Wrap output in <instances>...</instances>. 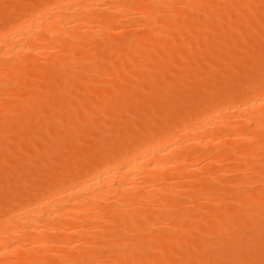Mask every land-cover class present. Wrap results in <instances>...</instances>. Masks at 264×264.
<instances>
[{
	"label": "rangeland",
	"instance_id": "374dc122",
	"mask_svg": "<svg viewBox=\"0 0 264 264\" xmlns=\"http://www.w3.org/2000/svg\"><path fill=\"white\" fill-rule=\"evenodd\" d=\"M55 1L59 0H0V33L8 30L7 28L11 25L17 26L28 16L35 15L36 11L42 7L51 9L48 12H55V15L66 12L65 8V11L62 10L63 8H58L61 6H57ZM129 1L97 0L96 4L90 7L91 9L83 12L84 17L80 14L81 20L78 21L76 18L79 15L71 17L78 22L82 21L84 25L81 22V25L78 22L79 25L75 23L71 28L72 30L76 26L77 28L72 36L70 35L72 33H69L70 36L67 39L63 35L65 39L62 40L64 31L59 32L60 35L56 33V37L59 35L63 44L60 43L61 46H58L59 43L56 45L58 40H54L55 44L52 43V46L56 45L60 48L49 47L51 45L44 40L45 45H49V48L47 46L45 48L42 40L44 46L42 48L45 50L39 53L41 56L25 51L27 53L21 52L19 56L17 55L18 57L15 56V59L12 56V60L9 58L11 56L7 58L4 56V60L0 59V220L10 212H21L27 207L26 205L44 200L49 196L48 193L50 195L55 193L53 191L55 188L58 191L72 185L71 182L76 184L80 179H84L82 177L86 178L88 173L90 175L91 171L94 173V168L101 169L103 164L107 166L108 161V165L114 164L112 162H116L115 159L119 158V154L122 155L125 150L127 155L134 154L132 153L134 150H140L139 146L143 147L164 134L170 133L169 136L172 134L179 138V147L182 146L179 148L181 150V152L179 150V157H187L189 160L185 162L187 164H184L186 168L182 166L185 169L182 168V170L179 167L180 170H175L178 165L173 168L174 160L169 161L170 158L166 157V160L170 162L169 166L172 167L168 166L164 168L165 170L159 168L160 173L156 171L165 178V180L160 178L161 186L166 187L168 184V187L174 191L169 190L166 193L171 195L162 194V197H159L161 204L163 201L166 204L161 207L167 210L163 211L165 209L158 206L159 202L155 198L153 202L147 198L143 203L145 204L147 200L151 202H147V208L141 204L142 207L133 208L132 213L128 211L129 206L128 214L132 216L135 213L132 217L137 218L140 214L139 226L133 225V223L138 224L137 221L129 222L127 212L120 211L125 214L123 216L126 218L124 217L125 220H123L129 222L126 229L121 225L123 223L118 225L122 214L119 213V218L116 216L118 222L117 219H113L115 214L111 216L112 205L116 202L112 201L114 203L111 205L110 202L107 203L109 200H104L107 201L104 203L108 204L106 208L104 203L99 201V217H102L100 219L104 223L107 222L106 225L104 223L102 225L98 223L99 226L93 225L95 222L91 223L92 225L87 224L89 220L97 222L99 218L89 217L86 215V213L89 214L88 212L75 213L76 216L66 215L67 219L64 215L61 218L65 217L63 220L66 223L69 222L68 225L64 224L62 219H59L57 223L62 222L63 225H61L66 226L67 231L65 229L61 231L63 227L59 228L56 221H54L55 224L47 222L48 227L44 224L48 231L53 230V234L49 232L50 236L46 237L49 241L51 240L50 242L64 240L62 242L65 246L56 247L58 252L53 247H49V244L48 247H46L47 244L43 247L41 243L39 244L42 246L37 243L38 247L36 243L31 244L33 246H31V252L27 250L31 248L29 239L28 241L25 239V242L29 243L26 245L30 248L15 249L16 251L11 253L13 258L11 260L19 261L26 256L25 258H32L29 261L22 259L24 264H132V262L133 264H152V262L153 264H241V262L260 264V261L264 260V132L262 135L249 131L250 134L256 135L255 138L251 139L250 134L244 135L247 139L243 135L237 138L235 133L238 131L245 133L250 128L252 120L249 118H252V115L233 110L243 100L247 101V98L250 100L252 96L264 95L262 93L264 90L260 91L262 94L257 90L264 89V0H161V3H158V0L157 3L151 0L155 3H150L151 5L146 4L147 0L144 3H142L143 0H139L142 6L139 3L133 6L134 2L131 0L129 3ZM129 4L132 6L127 8ZM145 4L149 10H146L144 14L139 7L144 8ZM122 5L127 7L125 6L123 10ZM111 6L112 8L117 6L122 10L113 12ZM147 12L152 15L156 12V18L155 16L150 18ZM105 16L113 18L110 21L101 22L100 19ZM62 17L57 18L63 21ZM14 29L12 27V30ZM154 31L160 34L154 35ZM226 34L227 37H225ZM39 42L37 41L38 44ZM214 44L216 47L213 48ZM3 45L4 43L0 44V46ZM52 51L58 55L54 53L53 57ZM141 82L144 83L141 85ZM255 92L256 95L253 94ZM250 94L251 97H249ZM226 108L233 112L226 116L221 126L212 127L204 138L192 140L186 136L185 131L182 133L181 124L188 125L191 121H194L191 124L195 123L196 119L200 120L212 110ZM225 136L231 137L228 141L226 140L227 142H219ZM207 139L212 141L203 144V140ZM253 140L259 145H256L257 143L255 144ZM251 145H254L253 152L249 149V147L252 148ZM257 146L259 149L256 148ZM191 150L194 154H191ZM220 150L223 151L220 153ZM217 152L218 154H215ZM127 155L120 157L121 160ZM150 155L151 157L146 156L147 161L155 157L160 159L162 153ZM155 159L151 163H154ZM188 164L189 166H186ZM105 167L103 165V169ZM152 171L155 172V169L150 171V175ZM146 174L149 173L146 172ZM146 174L142 173L145 177ZM153 176L156 177V174ZM166 178L173 180L175 187L173 184L170 185V180ZM144 179L147 178L143 177L140 181ZM145 180L143 183H147L148 180ZM157 180L159 181L155 178L156 182ZM164 183L167 184L164 185ZM156 184L155 187H161L160 184L159 186L158 183ZM139 185L141 188L142 184ZM142 187L146 188V184ZM133 199H136L135 196ZM167 199L169 204L166 202ZM132 205L130 209L136 206ZM102 206L106 211L104 209L101 212ZM161 209L163 210L160 211ZM168 210L172 211L171 214L173 213L170 220L167 219ZM83 213L89 217L86 222L87 229L84 228L85 224L81 225L82 222L77 221L78 217L84 215ZM174 215L176 218L173 220ZM153 216H156L158 220ZM95 217L97 219H94ZM83 218L80 219L84 220ZM105 218H107L106 221H104ZM130 225L137 228L133 230L137 234L128 229ZM80 227L84 228V232L89 231V233H83V228L79 232ZM44 230L41 232L47 235L48 231ZM30 231L26 232L31 233L30 235L33 232V235L36 234L35 231ZM26 234L23 236L29 238V234ZM20 239L24 242V237L21 236ZM21 250L31 252L32 256L28 257L30 253L23 252V254ZM53 251L56 254L60 252L58 255L60 257L56 259L57 255L53 256L55 254ZM48 252L53 255H47ZM78 252L79 255H77ZM33 253L37 254H34L36 258L33 257ZM61 254L67 257L61 258ZM17 262L16 264H22Z\"/></svg>",
	"mask_w": 264,
	"mask_h": 264
},
{
	"label": "bare ground",
	"instance_id": "6f19581e",
	"mask_svg": "<svg viewBox=\"0 0 264 264\" xmlns=\"http://www.w3.org/2000/svg\"><path fill=\"white\" fill-rule=\"evenodd\" d=\"M49 1V0H48ZM105 1V0H104ZM131 1V0H130ZM130 1H129V3H130ZM138 2H136V0H132L131 2H134L133 3V6L137 3H139L140 4V6H142L141 5V1H139V0H137ZM144 1L145 0H143V2L142 3H144ZM157 0H155V3H161L162 1L161 0H158L157 2H156ZM169 1V0H168ZM227 1V0H226ZM96 2H97V0H84L83 2H81L80 0H59L58 2L57 1H55L54 3H56L57 4V6H61V7H58V8H63L62 10H64V8H65V10H66V12H63V13H61V14H59L61 17H62V20L63 21H61V19H59V18H57V17H60L59 15H55L56 13L55 12H48V8H41L40 10H38V11H36V13H35V15L33 16V15H31V16H28V18L27 19H25L24 21H21L17 26H16V24H14V25H11L10 27H8L7 29L8 30H4L2 33H0L1 35H0V44L1 43H4V45L3 46H0V59L1 60H4V56H6V58L8 57V56H11V57H9V58H11L10 60H12V56H14V59H15V56H19V53H21V52H25V51H31L32 53L34 52V54H38L39 55V53H41L42 52V50H45V48H46V46L48 47L49 45H45V41H46V43L47 44H50L51 46H49V47H53V48H56V47H58L59 45L61 46V44H63V41L61 42V40H60V33L59 32H62V31H64V34H62V40L63 39H65V37H66V39L71 35H73V31L77 28V26H76V28L74 29V30H72V26L75 24V23H77L79 20H81L80 19V16L82 15L83 17H84V14L85 13H83V12H85V11H87V9H89L91 6L93 7V5L94 4H96ZM147 3V5L149 4V5H151L150 3H153V2H151V0H147L146 1ZM149 2V3H148ZM73 3H74V5H73ZM99 3V2H98ZM155 3H153V4H155ZM220 3V2H219ZM230 3H232V2H230ZM45 4V3H44ZM48 5H49V3H47ZM46 4V5H47ZM63 4H65V6L63 5ZM146 4L143 6L144 8H145V10H144V8H142V7H139V9L140 10H143L142 12L145 14V11L146 10H149L148 9V7L146 6ZM63 5V6H62ZM115 5V4H114ZM131 4H129V5H127V6H129V7H127L126 5V7L127 8H130L131 6H130ZM232 5H233V3H232ZM249 5V4H248ZM42 6V5H41ZM117 6H118V4H117ZM117 6H115L116 8H117ZM125 6L124 5H122L121 7H123V10H124V8H125ZM168 6V5H167ZM51 7V6H50ZM52 7H54V6H52ZM114 6H113V8H112V6H111V8H112V11L114 12H116L117 10H122V8H117V9H114L115 8ZM169 7V6H168ZM175 7V6H174ZM173 7V8H174ZM217 7V6H216ZM215 7V8H216ZM241 7V6H240ZM244 7V6H243ZM163 8V7H162ZM214 8V9H215ZM91 9V8H90ZM132 9V8H131ZM167 9V8H166ZM241 9V8H240ZM51 10V9H50ZM49 10V11H50ZM56 10V9H55ZM64 10V11H65ZM211 10V9H210ZM54 11V10H53ZM56 11H58V10H56ZM112 11H110V13H112ZM127 11V10H126ZM248 11V10H247ZM38 12V13H37ZM118 12V11H117ZM148 12H150V11H148ZM147 12V13H148ZM143 13H141V14H143ZM153 13V12H152ZM158 13V12H157ZM175 13V12H174ZM226 13H228V12H226ZM77 14V15H76ZM81 14V15H80ZM97 14V13H96ZM115 14H117V13H115ZM121 15L123 14V13H120ZM119 14V15H120ZM148 14H150V15H148L150 18H152V17H154L155 16V18H156V12H154V14L155 15H152L151 13H148ZM219 14V13H218ZM247 14V13H246ZM78 16L79 15V17H76V18H78L77 20H73L72 18H73V16ZM111 15V14H110ZM119 15H118V17H119ZM103 16H104V14H103ZM112 16V15H111ZM110 16V17H111ZM144 17H145V15H143ZM147 16V15H146ZM146 17L147 19H149V17ZM152 16V17H151ZM167 16V15H166ZM72 17V18H71ZM83 17H81L82 18V20H83ZM110 17H108V16H105L103 19H100V21L102 22V21H110V20H112V18H110ZM75 18V19H76ZM115 18V17H114ZM166 18V17H165ZM207 18V17H206ZM11 19V18H10ZM12 19H13V17H12ZM74 21H72V20ZM14 20V19H13ZM96 20H99V19H97L96 18ZM145 20V19H144ZM169 20V19H168ZM84 21V20H83ZM172 21V20H171ZM171 21H170V23H171ZM208 21V20H207ZM81 23H82V21H80ZM80 22H78L79 24H80ZM113 22H115L114 20H113ZM112 22V24H116V23H113ZM117 22V21H116ZM13 23V22H12ZM77 23V25H79ZM105 23V22H104ZM107 23V22H106ZM105 23V24H106ZM83 24V23H82ZM154 24V23H153ZM212 23H210V25H211ZM81 25V24H80ZM84 25V24H83ZM209 25V24H208ZM222 25V24H221ZM14 26H16L15 27V29H14ZM12 27H13V29L15 30H12ZM79 27V26H78ZM119 27V26H118ZM148 27H149V25H148ZM208 27H210V26H208ZM216 27V26H215ZM71 28V29H70ZM85 28V27H84ZM114 28V27H113ZM177 28V27H176ZM179 28V27H178ZM186 28V27H185ZM188 28V27H187ZM190 28V27H189ZM220 28V27H219ZM222 28V27H221ZM224 28H226V27H224ZM239 28V27H238ZM70 29V30H69ZM151 29H152V27H151ZM242 29V28H241ZM12 30V31H11ZM69 30V31H68ZM72 30V32H70ZM85 30V29H84ZM84 30H82V31H84ZM188 30V29H187ZM198 30V29H197ZM224 30V29H223ZM233 30V29H232ZM232 30H231V32H232ZM58 31V32H57ZM157 31H159V30H157ZM215 31V30H214ZM225 31V30H224ZM227 31V30H226ZM229 31V30H228ZM260 31V30H259ZM44 33V34H41V33ZM55 32V33H54ZM196 32V31H195ZM205 32V31H204ZM230 32V33H231ZM15 33H16V35H15ZM54 33V34H53ZM59 34V35H57V37H56V35L55 34ZM67 33V35H65ZM69 33H72V34H70L69 35ZM77 33V32H76ZM76 33L74 34L75 35V37L77 36L76 35ZM81 33V32H80ZM154 33V35H157V34H160V33H158V32H156V31H154L153 32ZM157 33V34H156ZM177 33V32H176ZM208 34H209V32H207ZM83 34V33H82ZM85 34V33H84ZM162 34V33H161ZM187 34V33H186ZM206 34V33H205ZM207 34V35H208ZM212 34V33H211ZM43 35V36H42ZM54 35V36H53ZM65 37H64V36ZM143 35V34H142ZM153 35V36H154ZM168 35V34H167ZM185 35V34H184ZM221 35V34H220ZM235 35V34H234ZM91 36V35H90ZM135 36V35H134ZM153 36H151V37H153ZM223 36V35H222ZM228 35L226 34L225 35V37H227ZM54 37H56V38H54ZM140 37V36H139ZM157 37V36H156ZM59 38V39H58ZM116 38V37H115ZM142 38V37H141ZM184 38V37H183ZM235 38V37H234ZM89 39V38H88ZM134 39H135V37H134ZM154 39V38H153ZM175 39V38H174ZM188 39V38H187ZM223 39H224V37H223ZM226 39V38H225ZM44 41V44H43V41ZM56 41V40H58V41H56V45H57V43H59L58 44V46H56V45H53L52 46V43L53 44H55L53 41ZM130 40H132V39H130ZM139 40V39H138ZM230 40V39H229ZM37 41L39 42V44L37 43ZM227 41H228V39H227ZM101 42V41H100ZM224 42V41H223ZM232 42V41H231ZM61 43V44H60ZM151 43H152V41H151ZM157 43V42H156ZM38 44V45H37ZM45 45V48H42V47H44L43 45ZM166 44V43H165ZM176 44V43H175ZM175 44H173L174 45V47H175ZM217 44V43H216ZM216 44H214V46H213V48L214 47H216L215 45ZM222 44V43H221ZM170 45V44H169ZM200 45H202V44H200ZM229 45V44H228ZM56 46V47H55ZM177 46V45H176ZM48 47V48H49ZM170 47V46H169ZM171 47H173V46H171ZM206 47V46H205ZM218 47V46H217ZM58 48H60V47H58ZM51 49V48H50ZM72 49V48H71ZM135 49V48H134ZM207 49V48H206ZM216 49V48H215ZM55 50V49H54ZM60 50V49H59ZM98 50V49H97ZM151 50V49H150ZM50 51V50H49ZM56 51V50H55ZM64 51V50H63ZM73 51V50H72ZM46 52V51H45ZM48 52V51H47ZM68 52V51H67ZM25 53H27V52H25ZM54 53H56V52H53L52 51V56L54 57L55 56V54ZM58 53H59V51H58ZM49 54H51V53H49ZM24 55V54H23ZM48 55V54H47ZM56 55H58L57 53H56ZM17 56V57H18ZM39 56H41V55H39ZM137 56V55H136ZM8 58V59H9ZM23 58V57H22ZM21 58V59H22ZM56 58V57H55ZM66 58V57H65ZM64 58V59H65ZM13 59V60H14ZM9 60V61H10ZM66 60V59H65ZM19 61V60H18ZM63 61V60H62ZM62 61H61V63H62ZM1 62V61H0ZM4 62V61H3ZM5 62H6V60H5ZM263 62V61H262ZM1 64V63H0ZM11 64H13V63H11ZM93 64V63H92ZM3 65V64H2ZM62 65V64H61ZM61 65H60V67H61ZM56 66V65H55ZM92 66V65H91ZM262 66V65H261ZM57 67V66H56ZM161 67H162V65H161ZM2 68V67H1ZM88 68V67H87ZM9 69V68H8ZM5 71V70H4ZM254 71V70H253ZM34 72V71H33ZM74 73V72H73ZM72 73V74H73ZM154 73V72H153ZM158 73V72H157ZM7 74V73H6ZM64 74V73H63ZM3 75V74H2ZM9 75V74H8ZM58 75V74H57ZM66 75V74H65ZM6 76V75H5ZM11 76V75H10ZM254 76V75H253ZM2 77H4V76H2ZM161 78V77H160ZM258 78V77H257ZM5 79V78H4ZM259 79V78H258ZM257 79V80H258ZM264 79V78H263ZM6 80V79H5ZM152 80H153V78H152ZM158 80V79H157ZM254 80V79H253ZM67 81V80H66ZM148 81V80H147ZM146 81V82H147ZM262 81V80H261ZM79 82V81H78ZM150 82V81H149ZM159 82V81H158ZM157 82V83H158ZM245 82V81H244ZM251 82V81H250ZM263 82V81H262ZM261 82V83H262ZM57 83V82H56ZM142 83H144V82H141V85H142ZM165 83V82H164ZM58 84V83H57ZM222 84V83H221ZM260 84V83H259ZM15 85V84H14ZM146 85V84H145ZM254 85V84H253ZM252 85V86H253ZM170 86V85H169ZM256 86V85H255ZM261 86V85H260ZM167 87V86H166ZM215 87V86H214ZM64 88V87H63ZM152 88V87H151ZM162 88V87H161ZM244 88V87H243ZM251 88V87H250ZM249 88V89H250ZM56 90V89H55ZM65 90H66V88H65ZM136 90H138L137 88H136ZM136 90H134V91H136ZM158 90V89H157ZM237 90H239V89H237ZM236 90V91H237ZM245 90V89H244ZM252 90V89H251ZM250 90V91H251ZM259 92L260 91H263L264 89L262 88H260V89H257ZM256 90V91H257ZM130 91H131V89H130ZM204 91V90H203ZM39 92V91H38ZM120 92V91H119ZM122 92V91H121ZM169 92V91H168ZM214 92V91H213ZM259 92H257V94L259 93ZM60 93V92H59ZM262 93H264V92H262ZM261 92H260V94H262ZM58 94V93H57ZM120 94V93H119ZM118 94V95H119ZM136 94V93H135ZM234 94V93H233ZM254 95H256V92L255 93H253ZM252 94V95H253ZM112 95V94H111ZM111 95H109V96H111ZM117 96V95H116ZM214 96V95H213ZM212 96V97H213ZM225 96V95H224ZM232 96V95H231ZM240 96H241V94H240ZM115 97V96H114ZM210 97V96H209ZM216 97V96H215ZM249 97H251V94L249 95ZM2 98V97H1ZM167 98V97H166ZM225 98H227V97H225ZM160 99V98H159ZM211 99V98H210ZM246 99V98H245ZM248 99V100H247ZM246 100L247 101H245V100H243L244 101V103H243V101H242V103L239 105L238 104V107L236 106V108L233 110V111H238L239 113H241V114H251L252 115V118H249V119H251L252 120V122H251V126H252V129H251V126L249 125V127L250 128H248L247 129V131H245V133H242V132H239L238 131V133H235V135L237 134V138H238V136L240 137L241 135H247V134H250L249 133V131H252L254 134L256 133V134H262L263 135V133L262 132H264V95L262 96V95H257V96H252V98L249 100V98H247ZM39 100V99H38ZM241 100V99H240ZM108 101V100H107ZM75 102V101H74ZM209 102V101H208ZM68 103V102H67ZM116 103V102H115ZM201 103H203V102H201ZM126 104V103H125ZM127 105V104H126ZM113 106H114V104H113ZM76 107V106H75ZM92 107H94V106H92ZM227 107V106H226ZM229 107H231V106H229ZM203 108V107H202ZM201 108V109H202ZM95 109V108H94ZM71 110V109H70ZM69 110V111H70ZM79 110V109H78ZM184 110V109H183ZM182 110V111H183ZM213 111V112H212ZM210 113H207L206 114V116H204V117H202L200 120L199 119H196V121L197 120H199V121H195V123H192L191 124V122H194V121H191L188 125H184V123L183 124H181L180 126L182 127H180L183 131H182V133L184 132V133H186V136H188L189 137V139H198V138H204L205 137V135H207L206 133L212 128V127H214V128H216V127H219V126H221L223 123H224V119L226 118V116L228 115V114H230L231 112H233V111H231L229 108H226V109H216V111H214V110H212ZM64 112V111H63ZM77 112V111H76ZM196 112V111H195ZM194 112V113H195ZM199 112H201V110L199 109ZM56 113V112H55ZM62 113V112H61ZM72 113V112H71ZM78 113V112H77ZM152 113V112H151ZM73 114V113H72ZM64 115V114H63ZM180 115V114H179ZM186 115V114H185ZM194 115V114H193ZM46 116H47V114H46ZM49 116V115H48ZM72 116V115H71ZM187 117V116H186ZM188 117H190V116H188ZM51 118V117H50ZM57 118V117H56ZM77 118H78V116H77ZM147 118H148V116H147ZM146 118V119H147ZM159 118V117H158ZM169 118V117H168ZM177 118V117H176ZM193 118V117H192ZM52 119V118H51ZM50 119V120H51ZM61 119V118H60ZM59 119V120H60ZM189 119V118H188ZM191 119V118H190ZM39 120H42V119H39ZM148 120V119H147ZM150 120V119H149ZM172 120H174V119H172ZM180 119H178V121H179ZM53 121V120H52ZM76 121V120H75ZM190 121V120H189ZM5 122V121H4ZM34 122V121H33ZM147 122H150V121H147ZM68 123H70V122H68ZM151 123V122H150ZM165 123V122H164ZM177 123V122H176ZM253 123V124H252ZM38 124V123H37ZM36 124V125H37ZM45 124V123H44ZM43 124V126H45ZM76 124H78V123H76ZM81 124V123H80ZM154 124V123H153ZM152 124V126H154ZM161 124V123H160ZM178 124H180L179 122H178ZM249 124V123H248ZM30 125V124H29ZM48 125V124H47ZM175 125V124H174ZM73 126V125H72ZM17 127H19V126H17ZM16 127V128H17ZM20 127H21V124H20ZM24 127V126H23ZM76 128V127H75ZM27 129V128H26ZM159 129V128H158ZM163 129V128H162ZM170 129V128H169ZM180 129V130H181ZM249 129H251V130H249ZM25 130V129H24ZM29 130V129H28ZM31 130V129H30ZM62 130V129H61ZM161 130V129H160ZM171 130V129H170ZM162 131V130H161ZM164 131V130H163ZM76 132V131H75ZM160 132V131H159ZM181 132V131H180ZM179 132V133H180ZM244 132V131H243ZM161 133H163V132H161ZM166 133V132H165ZM170 134V133H169ZM169 134H164V136H162V137H158L159 139H157V140H159V141H157L156 139V141H151V143H154V142H156L155 144H151V143H149V144H147V145H143V147L142 146H139V148L138 149H140V150H134L132 153H134V154H130V155H127L128 153L127 152H123L122 153V155H120L119 154V158L121 157L122 158V156L124 155V156H126L127 155V157H125V159H122L121 160V158L119 159V158H117V159H115L116 160V162H112V163H114V164H112V165H108V163H109V161H108V163H107V166H106V164H103L104 165V169H103V165H102V170L100 169V168H98L97 169V167H96V169L94 168L93 170H94V173L95 172H97V173H93L92 171H91V173H90V175H88L87 174V177L85 178V176L84 177H82V178H84V179H80V181L79 182H76V184H73L72 182L70 183V184H72V185H70L69 183V185L70 186H68V184H67V186L68 187H64L63 189L61 188L60 190H58V191H56L57 189L55 188V190H53V191H55V193L53 192V193H51V195H50V193H48V192H51V191H48L47 193L49 194V196H47L44 200H41V201H35V203H31L29 206L28 205H26L27 207L23 210V211H21V212H16V213H14V212H10V213H8L7 215H6V217H3L1 220H0V264H11L13 261H14V263L16 264V262L18 261H15V260H11V259H13V258H11L12 256H11V253L12 252H15L16 250L15 249H17V248H22V250H23V248L25 247H27V248H30L32 245L31 244H33V243H36V246L39 244V243H41V244H43V247H45L44 245H46L47 244V246L46 247H48V244L50 245L49 247H53V249H55L56 250V247H62L65 243L64 242H62V241H64V240H57L58 242H50L46 237H49L50 236V234L48 235V233L50 232H52L51 233V235L53 234V230L52 231H48L47 230V228H45L44 227V224H46L47 225V222H49V223H52V222H54V221H56V223H57V221L60 219H62V222H64V224L66 223V221L65 220H63V219H65V217H66V215H70V214H74V215H70V216H76L75 215V213L76 214H78V213H82V212H88L89 214H87L86 213V215H88L89 217H93V216H97V217H99V212L98 211H100V203H98L99 201H101L102 203H104L105 201L104 200H109L107 203H111V205L114 203V202H116V203H114V205H112V207H113V213H112V215L111 216H113V214H115V216L113 217V219H117V222H118V218H119V213H120V211L121 212H124V213H126L127 215H128V217L127 218H129L128 220H129V222L130 223H133V222H136V223H138V217L140 216V214H138L139 216L136 218V217H132L135 213H133L132 214V216L130 215V214H128V211H131V213H132V211L134 210V209H136V207L137 208H139L140 206H141V204L142 205H144V206H146V204L148 205V203H151V202H153V200H155L156 199V201L157 202H159V204H158V206L159 207H161L162 205H166L165 204V202L163 201L162 203L163 204H161V197H162V194L164 195V194H169V193H166V192H169V190H171V192L173 191V189H171L170 187H168V184H167V186L165 187L164 185H166L165 183H164V187H162L161 185L162 184H160V178H161V180H165V178L164 177H161L160 176V172H161V170L159 171V168L161 169V168H163V170H165L164 168H168V166L170 165L169 163V161L171 160V159H173L174 160V163H175V165L173 164V162H171V164H173L172 166H173V168H175V166L176 165H178V166H176V168H175V170H180V169H182L183 167L182 166H184V164H187V163H185L187 160H189L187 157H179V155H180V152H181V150L179 149V148H182V146L181 147H179V138H178V136L177 135H180V134H175L176 136H177V138L175 137V136H172V134L169 136ZM254 134H250L251 136H249L251 139H252V137H254V136H256V135H254ZM13 135V134H12ZM160 135V134H159ZM158 135V136H159ZM163 135V134H162ZM174 135V134H173ZM229 135V134H228ZM231 135V134H230ZM234 136V135H233ZM229 137H231V136H225L224 138H222L221 140H219V142H222V143H224L226 140L228 141L230 138ZM245 137V136H244ZM248 137V136H247ZM257 137H260L259 135H257ZM229 138V139H228ZM242 138V137H241ZM246 138V137H245ZM255 138V137H254ZM109 139V138H108ZM219 139H220V136H219ZM247 139V138H246ZM112 141V140H111ZM204 142H203V144L204 143H206V142H211L212 140L211 139H207L206 141L205 140H203ZM215 140H214V138H213V142H214ZM226 141V142H227ZM257 141V140H256ZM253 142H254V140H253ZM198 143V145H200V141H198L197 142ZM217 143V142H216ZM252 143V142H251ZM255 143V142H254ZM257 143V144H256ZM255 144L256 145H259L258 144V142H256ZM182 144V143H181ZM101 145V144H100ZM252 146V148H250L249 147V149H251L250 151L251 152H253L252 151V149H254V145H251ZM260 146H262V145H260ZM143 148V149H141V148ZM145 148V149H144ZM256 148H258V146L256 147ZM262 148V147H261ZM242 149V148H241ZM259 149V148H258ZM178 150V151H177ZM179 150H180V152H179ZM188 150V149H187ZM224 150V149H223ZM223 150H220L219 152L221 153ZM244 150V149H243ZM257 150V149H256ZM136 151V152H135ZM177 151V152H176ZM183 151V150H182ZM192 151V153L191 154H194L193 153V150H191ZM196 151V150H195ZM249 150H247V152H250ZM199 152H201V151H199ZM198 152V153H199ZM214 152V151H213ZM246 152V153H247ZM121 153V152H120ZM126 153V154H125ZM151 153H162V156H161V158L160 159H155V162L153 163H151V161H154V159L152 160V158L149 160L148 159V161L150 162V163H147L148 161L145 159L146 158V156H150L151 157ZM168 153H174V154H176L175 155V157L173 156L174 154H171L172 155V157H170L171 155L170 154H168ZM179 153V154H178ZM189 153V152H188ZM196 153V152H195ZM198 153H196V154H198ZM164 154H166V156H164ZM168 154V155H167ZM183 154V153H182ZM214 154V153H213ZM215 154H218V152L217 153H215ZM109 155V154H108ZM153 155V154H152ZM186 155V154H185ZM189 154H187L186 156H188ZM220 155V154H219ZM169 156V157H168ZM184 156V155H183ZM192 156V155H191ZM212 156V155H211ZM218 156V155H217ZM117 157H118V155H117ZM169 159V161L168 160H166L167 158ZM175 159H174V158ZM209 157V156H208ZM100 158V157H99ZM103 158H104V156H103ZM187 158V159H186ZM205 158H206V156H205ZM215 158V157H214ZM143 159V160H142ZM145 159V160H144ZM96 160V159H95ZM94 160V161H95ZM212 159H210V161H211ZM97 161V160H96ZM102 161V160H101ZM100 161V162H101ZM118 161V162H117ZM145 161H147V162H145ZM189 163H190V161H188ZM215 162V161H214ZM93 164V163H92ZM99 164V163H98ZM211 164V163H210ZM89 165V164H88ZM91 165V164H90ZM192 165V164H191ZM172 166H169L170 168L172 167ZM186 166H189V164L188 165H186ZM81 167H83V166H81ZM179 167H181L180 169H178ZM185 167V166H184ZM220 167V166H219ZM88 168V167H87ZM87 168H83V169H86V170H88ZM158 168V169H157ZM186 168V167H185ZM185 168H183V169H185ZM100 169V170H99ZM152 169H155V172L154 171H152L153 172V174H152V172H151V175L153 176V175H155L156 174V177L155 176H153L154 177V180H153V177L150 175V171L152 170ZM182 169V170H183ZM72 170V169H71ZM89 170H92V168H89ZM150 170V171H149ZM141 171H143V172H141ZM144 171H146L147 173H149L148 175L146 174V172H144ZM159 172V173H157V172ZM71 172V171H70ZM81 172V171H80ZM83 172V171H82ZM81 172V173H82ZM140 172V173H139ZM166 172V171H165ZM68 173H69V171H68ZM67 173V174H68ZM72 173H73V171H72ZM71 173V174H72ZM142 173H144V175L146 174L147 176L145 177L144 175H142ZM138 174H139V176H138ZM144 177V178H147L145 181H147V183H145L146 184V188L148 187H150V189H147L146 190V188L145 187H142V186H145V184L143 183V181L144 180H142V182L140 181V179L142 178L143 179V177L141 176V175ZM157 174H159V176L157 175ZM162 174V173H161ZM219 174V173H218ZM221 174V173H220ZM219 174V175H220ZM180 175V174H179ZM218 175V176H219ZM71 176V175H70ZM74 176V175H73ZM72 176V177H73ZM140 176H141V178H140ZM151 176V177H150ZM216 176V175H215ZM68 177V176H67ZM155 178L156 179H159V181L158 182H156L155 181ZM169 178H171L172 179V177H169ZM169 178H166L167 180H170ZM189 178V177H188ZM215 178H217V177H215ZM68 179H71V178H68ZM68 179H67V182H68ZM152 180V182H150L151 180ZM65 181V180H64ZM155 182V184H150V183H154ZM173 181V180H172ZM172 181L170 180V185L171 184H173V186H174V183H172ZM58 182V181H57ZM57 182H56V184H57ZM66 182V181H65ZM70 182V181H69ZM150 182V183H149ZM168 182V181H167ZM54 183V182H53ZM64 183V182H63ZM156 183H158V186H159V184H160V186L161 187H155V185H157ZM237 183V182H236ZM245 183V182H244ZM52 184V183H51ZM56 184H54V185H56ZM139 184H142V186H141V188H140V185ZM147 184H149V185H147ZM59 185V184H58ZM151 185V186H150ZM153 185H154V187H153ZM46 186H47V183H46ZM52 186V185H51ZM60 186V185H59ZM65 186V185H64ZM151 187H153V188H151ZM175 187V186H174ZM145 189V191L143 190V189ZM166 188H170V189H166ZM184 188V187H183ZM59 189V188H58ZM143 190V192L141 193V190ZM140 192H139V191ZM175 190V189H174ZM136 191V192H135ZM174 192V191H173ZM175 192H176V190H175ZM17 194V193H16ZM25 194H27V193H25ZM33 194V193H32ZM127 194H130V195H127ZM142 194V195H141ZM166 195H164V196H166ZM169 195H171V194H169ZM173 195V194H172ZM45 196V195H44ZM134 196H135V198L136 199H133L134 198ZM163 196V198H165ZM212 196V195H211ZM16 197V196H15ZM160 197V198H159ZM23 198V197H22ZM43 198V197H42ZM149 199L150 198V200H152L151 202L149 201V200H147V201H145V204H143L144 203V200H146V199ZM155 198V199H154ZM168 198V197H167ZM170 198V197H169ZM220 198V197H219ZM24 199V198H23ZM158 199H160V201L158 200ZM166 199V198H165ZM165 199H163V200H165ZM174 199V198H173ZM26 200V199H25ZM103 200V201H102ZM111 200V201H110ZM134 200L136 201V202H134ZM172 200V199H171ZM112 201H114L113 203H112ZM156 201H154V202H156ZM168 199L166 200V202L168 203ZM6 202V201H5ZM105 202V203H106ZM148 202V203H147ZM96 203H98V204H96ZM101 203V204H102ZM104 203V206L106 207V205H108V204H105ZM119 203V204H118ZM135 203V204H134ZM133 204V205H132ZM138 204V205H137ZM153 204H156V203H153ZM169 204V203H168ZM167 204V206H169ZM97 205H99V206H97ZM103 205V204H102ZM131 205L132 206H134V205H136L135 207H132V209H130L131 208ZM171 205V204H170ZM174 205V204H173ZM104 206H102V208L103 209H101V212L105 209L104 208ZM129 206H130V208H129ZM143 206V207H144ZM156 206V205H155ZM142 207V206H141ZM151 207V206H150ZM107 208V207H106ZM128 208H129V210H128ZM134 208V209H133ZM146 208H147V206H146ZM161 208H163V207H161ZM2 209V208H1ZM159 209V208H158ZM163 209H165V208H163ZM163 209H161L160 211H162ZM169 209V208H168ZM112 210V209H111ZM128 210V211H127ZM149 210V209H148ZM153 211L155 210V209H152ZM151 210V211H152ZM167 209H165V210H163V211H166ZM259 210V209H258ZM261 210V209H260ZM104 211H106V209L104 210ZM108 211H109V209H108ZM175 211V210H174ZM255 211H257V210H255ZM92 212V213H91ZM118 212V213H117ZM136 212H138L137 210H136ZM167 212H169V210L167 211ZM170 212H172V211H170ZM169 212V213H170ZM259 212V211H258ZM85 213H83L84 215H81L80 217H78V219L79 220H77V221H80V222H78V223H81V225H83V224H85L84 225V228H86V225L88 224V223H93V222H95V223H93V225L94 224H96L97 226H99L98 225V223L100 224V225H102V223H104L103 222V220L102 219H100V218H102L101 216L97 219L96 217L94 218V219H97L98 221L99 220H101V221H94L93 219V221L91 222L90 220L88 221V219H89V217L88 216H86L85 215ZM140 213V212H139ZM169 213H168V220H170L171 218H172V216L171 215H173V213L171 214L170 213V215H169ZM195 213V212H194ZM238 213V212H237ZM90 214H93V215H90ZM96 214V215H95ZM118 214V215H117ZM122 213H120V215H121ZM148 214V213H147ZM150 214H152V213H150ZM232 214V213H231ZM2 215V214H1ZM65 215V217H63V218H61L62 216H64ZM101 215V214H100ZM123 215H125V214H122L121 216H122V218H121V220H122V222H120L121 220H119V226H120V223H123V224H121L122 226H123V228H126L127 229V227L129 226V222L127 223L126 221H124L125 219H124V217L125 216H123ZM126 215V216H127ZM144 215V214H143ZM252 215V214H251ZM3 216V215H2ZM116 216H118V218L116 217ZM130 216V217H129ZM149 216V215H148ZM151 216V215H150ZM158 216V215H157ZM69 217V216H68ZM83 217H85V218H83ZM86 217H87V220H86ZM91 217V218H92ZM116 217V218H115ZM153 217H155L154 219H157L156 218V216H153ZM245 217V216H244ZM83 218L84 220H81V219ZM90 218V219H91ZM126 218V217H125ZM132 218V219H131ZM133 218H136L135 220H133ZM141 218V217H140ZM149 218H151V217H149ZM176 217H175V215H174V218H173V220L175 219ZM66 219H67V217H66ZM75 219V218H74ZM112 219V218H111ZM111 219H109V220H111ZM124 219V220H123ZM131 219V220H130ZM146 219V218H145ZM163 219V218H162ZM76 220H75V222H76ZM107 220V218H105V220L104 221H106ZM158 220V219H157ZM226 220V219H225ZM251 220V219H250ZM262 220H263V218H262ZM68 221V220H67ZM84 221V222H83ZM88 221V222H87ZM155 221V220H154ZM192 221V220H191ZM245 221V220H244ZM59 222H61V221H59ZM57 223V225H58V227L60 228V227H63L62 225H63V223ZM73 222V221H72ZM86 222H87V224H86ZM113 222V221H112ZM126 222V226H124L125 223ZM173 222V221H172ZM175 222V221H174ZM49 223H48V225H49ZM67 223H69V222H67ZM66 223V224H67ZM78 223H76L77 225H78ZM105 223H107V222H105ZM104 223V225H106ZM54 224H55V222H54ZM62 224V225H61ZM45 225V226H46ZM48 225H47V227H48ZM68 225V224H67ZM77 225H76V227H77ZM92 225V224H91ZM112 225V224H111ZM133 225L136 227H138L139 226V223L138 224H136L135 225V223H133ZM80 226V225H79ZM131 226V225H130ZM133 226V227H134ZM46 229V231L44 230V228ZM58 227H56V228H58ZM106 227V226H105ZM104 227V228H105ZM132 227V226H131ZM131 227H129L128 229L129 230H131V231H133V230H135V229H137V228H133L132 227V229H130ZM66 228V226H64L63 227V229H61V231L62 230H64ZM75 228V227H74ZM81 228V227H80ZM83 228V227H82ZM82 228L80 229V231L79 232H81V230H82ZM84 228H83V233H89V231H87V232H84ZM89 228V227H88ZM217 228V227H216ZM45 231V232H47V235H46V233H44V232H41V231H43V230ZM87 229V228H86ZM85 229V230H86ZM92 229V228H91ZM97 229H99V228H97ZM101 229V228H100ZM240 229V228H239ZM247 229V228H246ZM29 231V230H31V231H35V233L36 234H34L33 235V233H32V235H30L31 233H29V232H26V231ZM57 230V229H56ZM60 230V229H59ZM66 230V229H65ZM78 230H79V228H78ZM96 230V229H95ZM190 230V229H189ZM30 231V232H31ZM67 231V230H66ZM110 231V230H109ZM127 231V230H126ZM130 231V232H131ZM249 231H251V230H249ZM257 231V230H256ZM100 232V231H99ZM134 232V231H133ZM226 232V231H225ZM258 232V231H257ZM26 233H28L29 234V238L28 237H26V236H23V235H25ZM44 233V234H43ZM87 233V234H88ZM93 233H94V231H93ZM102 233V232H101ZM120 233V232H119ZM134 233H136V232H134ZM256 233V232H255ZM254 233V234H255ZM261 233V232H260ZM28 234H26V235H28ZM95 234V233H94ZM133 234V233H132ZM137 234V233H136ZM169 234H171V233H169ZM229 234V233H228ZM93 235V234H92ZM103 235V234H102ZM106 235V234H105ZM21 236H22V238L24 237V242H22V241H20L21 239ZM116 236V235H115ZM132 236H134V234L132 235ZM212 236V235H211ZM238 236V235H237ZM260 236V235H259ZM18 237H20V238H18ZM26 237V238H25ZM84 237H86V236H84ZM94 236H92V238H93ZM104 237V236H103ZM109 237V236H108ZM209 237V236H208ZM213 237V236H212ZM251 237V236H250ZM264 237V236H263ZM51 238V237H50ZM256 238H258V237H256ZM20 239V240H19ZM25 239H27V241H28V239H29V243H27V241L25 242ZM31 239V240H30ZM64 239V238H63ZM108 239V238H107ZM114 239V238H113ZM118 239V238H117ZM134 239H135V237H134ZM133 239V240H134ZM209 239H210V237H209ZM230 239V238H229ZM248 239H252V240H254L253 238H248ZM17 240H19V241H17ZM54 240V239H53ZM52 240V241H53ZM81 240V239H80ZM169 240V239H168ZM197 240V239H196ZM247 240V239H246ZM62 243H61V242ZM113 241H115V240H113ZM129 241V240H128ZM235 241V240H234ZM243 241V240H242ZM250 241V240H249ZM72 242V241H71ZM88 242V241H87ZM91 242V241H90ZM132 242V241H131ZM140 242V241H139ZM251 242V241H250ZM38 243V244H37ZM243 243V242H242ZM26 244H29L30 245V247H29V245L27 246ZM41 244H39V246H42ZM69 244V243H68ZM90 244V243H89ZM127 244V243H126ZM132 244V243H131ZM199 244V243H198ZM238 244H240L241 245V243H238ZM247 244V243H246ZM33 245H35V244H33ZM106 245V244H105ZM108 245V244H107ZM110 245V244H109ZM119 245V244H118ZM128 245H130V243L128 244ZM128 245H126V246H128ZM167 245V244H166ZM209 245V244H208ZM226 245V244H225ZM239 245V246H240ZM243 245V244H242ZM65 246V245H64ZM80 246V245H79ZM176 246V245H175ZM198 246V245H197ZM233 246V245H232ZM33 247V246H32ZM32 247L30 248V249H27V250H31L32 249ZM38 247V246H37ZM109 247V246H108ZM132 247V246H131ZM242 247V246H241ZM42 248V247H41ZM80 248V247H79ZM111 248V247H110ZM229 248V247H228ZM227 248V249H228ZM238 248V247H237ZM244 248V247H243ZM25 249V250H26ZM58 249V248H57ZM62 249V248H61ZM82 249V248H81ZM253 249V248H252ZM251 249V250H252ZM263 249V248H262ZM262 249H261V251H262ZM21 250V251H22ZM37 250V249H36ZM54 250V251H55ZM258 250V249H257ZM257 250H255V251H257ZM18 251H19V249H18ZM17 251V252H18ZM50 251V250H49ZM53 251V252H54ZM60 251V250H59ZM62 251V250H61ZM81 251V250H80ZM79 251V252H80ZM106 251V250H105ZM163 251V250H162ZM227 251V250H226ZM231 251V250H230ZM245 251V250H244ZM27 253L26 251H22V253ZM31 252H32V250H31ZM31 252H29V253H27V254H29L30 256H28V257H31L32 256V254H31ZM45 252V251H44ZM56 252H58V250H56ZM79 252L77 253V255H79ZM86 252V251H85ZM133 252V251H132ZM232 252V251H231ZM238 252H239V250H238ZM237 252V253H238ZM264 252V251H263ZM23 253V254H24ZM39 253V252H38ZM46 253V252H45ZM49 253V254H48ZM47 253V255H50V254H52L53 255V253H50V252H48ZM55 253V252H54ZM103 253V252H102ZM167 253V252H166ZM224 253V252H223ZM233 253H235V251L233 252ZM254 253V252H253ZM14 254V253H13ZM35 253H33V257L34 258H36L35 257V255H37V254H35ZM44 254V253H43ZM169 254H172V253H169ZM202 254V253H201ZM247 254V253H246ZM260 254V253H259ZM42 255V254H41ZM52 255H50V256H52ZM57 255V256H56ZM58 255H60V252H59V254L57 253H55L53 256H56L55 258L57 259V257H58ZM62 255V254H61ZM67 255V254H66ZM75 255V254H74ZM93 255V254H92ZM229 255H231V254H229ZM238 255V254H237ZM244 255V254H243ZM255 255H256V252H255ZM40 256V255H39ZM63 256V255H62ZM61 256V258H65V257H67V256H63L62 257ZM81 256V255H80ZM257 256V255H256ZM256 256H254V257H256ZM18 257V256H17ZM21 257V256H20ZM24 257V256H23ZM26 257V256H25ZM22 258V259H25V261L28 259V258ZM60 257V256H59ZM58 257V258H59ZM118 257V256H117ZM201 257V256H200ZM236 257V256H235ZM243 257V256H242ZM261 257V256H260ZM32 258V257H31ZM31 258H29V259H31ZM60 258V259H61ZM77 258V257H76ZM161 258V257H160ZM21 259V258H20ZM19 259V261L17 262V263H22V262H24V260H20ZM29 259L27 260V261H29ZM75 259V258H74ZM127 259V258H126ZM65 260V259H64ZM66 260L67 261H69L68 260V258H66ZM80 260V259H79ZM110 260V259H109ZM228 260H229V258H228ZM232 260V259H231ZM256 260V259H255ZM72 261V260H71ZM88 261V260H87ZM223 261V260H222ZM75 262V261H74ZM79 262V261H78ZM118 262V261H117ZM224 262V261H223ZM223 262H221V263H223ZM257 262V261H256ZM14 263H12V264H14ZM25 263V262H24ZM24 263H22V264H24ZM30 263V262H29ZM110 263V262H109ZM154 262H152V264H153ZM166 263V262H165ZM193 263V262H192ZM214 263V262H213ZM229 263H231V261L229 262ZM68 264V263H67ZM132 264H133V262H132ZM195 264V263H194ZM198 264H200V263H198ZM224 264V263H223ZM233 264V263H232Z\"/></svg>",
	"mask_w": 264,
	"mask_h": 264
},
{
	"label": "snow or ice",
	"instance_id": "6c2138e0",
	"mask_svg": "<svg viewBox=\"0 0 264 264\" xmlns=\"http://www.w3.org/2000/svg\"><path fill=\"white\" fill-rule=\"evenodd\" d=\"M241 264H251V262H241ZM260 264H264V260H261Z\"/></svg>",
	"mask_w": 264,
	"mask_h": 264
}]
</instances>
